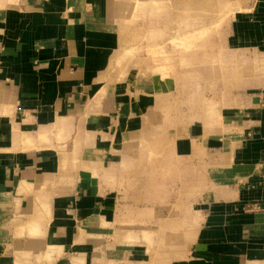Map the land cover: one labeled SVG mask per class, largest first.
<instances>
[{
    "label": "crops",
    "instance_id": "crops-1",
    "mask_svg": "<svg viewBox=\"0 0 264 264\" xmlns=\"http://www.w3.org/2000/svg\"><path fill=\"white\" fill-rule=\"evenodd\" d=\"M110 1L0 0V264H161L142 241L107 242L120 230L122 150L166 114H186L185 94L164 72L117 65ZM224 48V99L169 126L174 157L195 171L187 186L206 183L193 188V260L168 264H264V0L231 20ZM78 121L101 163L58 173L36 140Z\"/></svg>",
    "mask_w": 264,
    "mask_h": 264
},
{
    "label": "rangeland",
    "instance_id": "rangeland-1",
    "mask_svg": "<svg viewBox=\"0 0 264 264\" xmlns=\"http://www.w3.org/2000/svg\"><path fill=\"white\" fill-rule=\"evenodd\" d=\"M252 1H110L122 39L123 57L117 65L128 73L131 68L137 70L138 78L147 68L173 76L175 92L185 94L182 100L187 111L166 114L164 126L158 130L146 128L147 133L142 130L138 139L122 150L120 230L117 238L112 235V241L107 242L109 247L120 243L123 249H128L142 241L148 245L151 255L147 256L155 262L168 264L172 258L175 262L193 260L196 227L192 200L197 195L194 189L201 188L199 182L203 185L206 182L203 177H192L197 185L187 186L190 177L186 174L195 171L184 170L183 162L174 157L172 142L179 129L169 126L181 120L194 121L203 109L211 110L214 101L224 99L220 94L225 92L227 82L220 77L225 76L227 28ZM234 83L228 82L230 87ZM80 124L78 121L74 128L58 124L36 140L35 148H50L57 154L58 173L78 172L86 164L94 174L93 169H98L101 163L90 159L100 150L94 143L93 131L81 129ZM23 138L26 142L31 140L26 133Z\"/></svg>",
    "mask_w": 264,
    "mask_h": 264
},
{
    "label": "bare ground",
    "instance_id": "bare-ground-1",
    "mask_svg": "<svg viewBox=\"0 0 264 264\" xmlns=\"http://www.w3.org/2000/svg\"><path fill=\"white\" fill-rule=\"evenodd\" d=\"M25 139V138H24Z\"/></svg>",
    "mask_w": 264,
    "mask_h": 264
}]
</instances>
